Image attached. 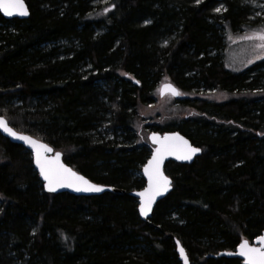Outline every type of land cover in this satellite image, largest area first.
I'll use <instances>...</instances> for the list:
<instances>
[{
	"label": "trees",
	"instance_id": "1",
	"mask_svg": "<svg viewBox=\"0 0 264 264\" xmlns=\"http://www.w3.org/2000/svg\"><path fill=\"white\" fill-rule=\"evenodd\" d=\"M24 1L27 19L0 15V116L122 192L46 193L31 153L0 135V264H180L175 240L191 264H241L218 254L264 231V59L232 72L221 52L222 32L242 30L246 8ZM162 82L194 90L175 99L191 111L146 123ZM200 89L225 100L200 98ZM147 129L178 131L201 154L190 165L166 163L172 190L142 221L129 193L144 187Z\"/></svg>",
	"mask_w": 264,
	"mask_h": 264
},
{
	"label": "snow or ice",
	"instance_id": "2",
	"mask_svg": "<svg viewBox=\"0 0 264 264\" xmlns=\"http://www.w3.org/2000/svg\"><path fill=\"white\" fill-rule=\"evenodd\" d=\"M216 11L219 12L220 9L218 8ZM0 12H3L8 17L28 15L24 0H0ZM245 39L259 41L258 48L264 50V29L253 35L246 36ZM172 91L175 95H180L174 88ZM0 127L9 135L25 141L33 148L36 156V165L40 170L41 176L47 182L46 187L49 192H55L58 188H72L76 192L103 191V188L91 184L83 176L65 167L60 162L59 153L54 158H48L45 153L51 152L52 149L47 145L40 144L29 137L17 135L11 128L7 127L3 120H0ZM151 139L159 147L144 169L145 175L148 177V188L143 192L137 193L141 197L139 211L142 216H147L148 212L151 211L156 196L167 191L171 184V181L161 171V163L165 156L176 155L177 159L190 160L193 155L200 151L199 148L190 146L187 141L179 136H166L161 139L153 135ZM257 243L261 247H252L247 240L239 244L238 255L244 258V264H264V236L259 237ZM179 251L185 259V264H187L184 249L180 248Z\"/></svg>",
	"mask_w": 264,
	"mask_h": 264
},
{
	"label": "rangeland",
	"instance_id": "3",
	"mask_svg": "<svg viewBox=\"0 0 264 264\" xmlns=\"http://www.w3.org/2000/svg\"><path fill=\"white\" fill-rule=\"evenodd\" d=\"M106 0H95L93 2V7L101 6ZM198 2L201 0H197ZM239 6L246 8L247 17L245 18L246 26L242 30L230 32L224 30L222 32L224 36V47L222 53V59L224 66L232 72H240L247 66L251 65L257 60L264 59V50L258 48L259 41L245 39L246 36L253 35L254 33L264 29V0H236ZM220 9L219 12L216 9ZM225 10L223 3H219L214 9L213 13L220 15ZM164 83V82H162ZM160 83L155 89V103L151 106L145 108L142 113L144 121L146 123H159L162 122V117L166 116L169 119L170 115L174 117L175 120L180 119V117L188 114L191 109L187 107H181L175 98L170 95H166L163 98L159 97V87ZM191 92L181 93L180 98H191L194 94ZM200 98L213 99L217 101L225 100V96L217 92H206L200 89L198 92ZM194 97V96H192ZM168 107V108H167ZM169 109V110H167ZM157 122V123H158ZM150 129L146 130V138L148 137ZM148 140V139H147Z\"/></svg>",
	"mask_w": 264,
	"mask_h": 264
},
{
	"label": "water",
	"instance_id": "4",
	"mask_svg": "<svg viewBox=\"0 0 264 264\" xmlns=\"http://www.w3.org/2000/svg\"><path fill=\"white\" fill-rule=\"evenodd\" d=\"M24 4H25L26 9H27V11H28V15H27V16L13 15V16H11V17H8V16H5V15L3 14V12H0V15H1L5 20H11V19H20V20H24V19H27V18L29 17L30 12H29V9H28V7H27L25 1H24ZM169 86H170V87H169ZM173 88H174L177 92H179L178 88H177L173 83H171V82H165V83H162V84L160 85V87H159V97H160V98H163V97L166 96V95H170L171 97L177 99V98H178V95H175V94L173 93V91H172ZM0 120L5 121L7 127L11 128L12 131L15 132L17 135H22V136L29 137V138H31L32 140H35V141H37V142L40 143V144L47 145L49 148H51V149H52L51 152H49V153H45V155H46L48 158H54L55 155H56L57 153H59V154H60V162H61L65 167L70 168L73 172H76L75 170H73L69 165H67V164L63 161L62 154H61L60 152H58V151H54V149H53L50 145H48V144H46V143H44V142H42V141L36 139L35 137H32V136H30V135H28V134H26V133H21V132L16 131L14 128H12V127L7 123V120H6L3 116H0ZM0 135L3 136V137H5V138H7V139H8L10 142H12V143H15V144H19V145H21L22 147H24L27 151H29V152L31 153V158H32V165H33V168H34V170L36 171V173L38 174L40 181L43 183V188H44V191H45L46 193H50V194L69 193V194L74 195V196L91 197V196H99V195H102V194L107 193V192H110V193H118V192H122L121 190H118V189H116V188H114V187L106 186V185H102V184L95 183V182L89 180L87 177L83 176L82 174H80V173H78V172H76L78 175L83 176V177H84L85 179H87L91 184H95V185H97V186L103 188V191H101V192H76V191H74L72 188H58L55 192H49V191L47 190V187H46V183H47V182H46V181L44 180V178L41 176V174H40V170H39V168H38L37 165H36V156H35V151L33 150V148H32L28 143H26L25 141H22V140L16 139V138H14L13 136H11V135H9L8 133H6V132L3 130L2 127H0ZM153 135H155V136H157V137H159V138H161V139H163V138L166 137V136H179V137H182L183 140L187 141L188 144H189L190 146H192V147H196V146H193L192 143H191V142H190L185 136H183L181 133H179L178 131H171V132H164V133H160V132H150V133H149V135H148V142H149V144L153 147V149H152V152H151V154H150V157L148 158V160L146 161V163L144 164V166H143L142 169H141V176H142V178H143V180H144V187H143L142 189H140V190H134V191H131V192L129 193V195H130L131 197L135 198L136 201H137V212H138V216H139V218H140L142 221H147V220L151 217V214H152V211H153L155 205H156L159 201H161L162 199H164V198L170 193V191L172 190V180H171V179L165 174V172H164V168H165L166 163H168V162H174V163H178V164H187V165H190V164L194 161V159H195L197 156H199V155L201 154V149L199 148L200 151L197 152L195 155H193L192 158H191L190 160L177 159V158H176V155H167V156H165V158L163 159V161H162V163H161V171H162L163 174H164V175H165V176L171 181V184L169 185V188H168L167 191H165V192H164L163 194H161V195L156 196V198H155V200H154V202H153V204H152L151 211L148 212L147 216H142V215L140 214V211H139V209H140V200H141V197H140L139 195H137V193L143 192V191H145V190L148 188V183H149V182H148V177L145 175L144 169H145V167L148 165L149 161L152 160L153 155L155 154L156 149L159 147L158 144L153 143V141H152V139H151V137H152ZM196 148H198V147H196ZM262 236H264V231L262 232V234H261L260 236H258V237H257L256 239H254L252 242H249L248 240H247V241L249 242V245L252 246V247H261V246L257 243V241H258V238H259V237H262ZM243 241H245V240H242L240 243H242ZM175 243H176V252H177V255H178V259H179V261H180V264H185V259H184V257L181 256L180 251H179V249H180V248H183V247L181 246V244H180L179 241L175 240ZM240 243H239V244H240ZM239 244H238V246L236 247V249H235L234 251H232V252H220V253L218 254V256H225V257H229V258H237V259H239V260L241 261V264H244V258H243V257H240V256L238 255ZM183 249H184V248H183ZM184 253H185V256L187 257L185 250H184ZM230 253H231V255H230ZM187 264H191L190 261H189V259H188V257H187Z\"/></svg>",
	"mask_w": 264,
	"mask_h": 264
},
{
	"label": "bare ground",
	"instance_id": "5",
	"mask_svg": "<svg viewBox=\"0 0 264 264\" xmlns=\"http://www.w3.org/2000/svg\"><path fill=\"white\" fill-rule=\"evenodd\" d=\"M170 178V177H169ZM171 179V178H170Z\"/></svg>",
	"mask_w": 264,
	"mask_h": 264
}]
</instances>
